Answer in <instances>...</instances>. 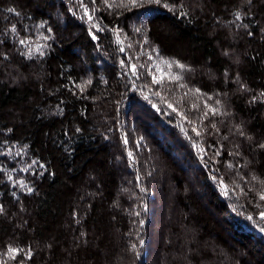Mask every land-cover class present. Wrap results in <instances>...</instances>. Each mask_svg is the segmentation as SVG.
<instances>
[{"label":"trees","instance_id":"16d2710c","mask_svg":"<svg viewBox=\"0 0 264 264\" xmlns=\"http://www.w3.org/2000/svg\"><path fill=\"white\" fill-rule=\"evenodd\" d=\"M262 196L264 0H0V264H264Z\"/></svg>","mask_w":264,"mask_h":264},{"label":"rangeland","instance_id":"374dc122","mask_svg":"<svg viewBox=\"0 0 264 264\" xmlns=\"http://www.w3.org/2000/svg\"><path fill=\"white\" fill-rule=\"evenodd\" d=\"M34 1H39V0H34ZM24 43L28 46H31V45H35L32 41H29V39L25 40ZM42 44H36V46H39V51L42 50V47H41ZM157 55L153 56L154 61H153V58H152V64L154 63V65L156 66V69L157 71L159 72V77H166L167 76H170V77H177V75L179 74V72L184 69L185 67L178 61H175V60H171V59H168L166 57H162L160 56L159 60L158 58L156 57ZM181 65L183 67H181ZM160 174V173H159ZM187 175L189 176V174L187 173ZM191 180H193V178H195L194 176H191L189 177ZM160 179V180H159ZM173 178L171 177H166V178H162L161 176L158 177V183L157 185L160 186V184H172ZM196 186H198V188L203 191V183L202 182H195ZM176 197L174 194H170L169 197H165L164 200L162 201V203H159V204H156V215H157V218H156V221H155V224L153 226V229L155 231H157V235H160L159 233L161 232V235L164 237V239H166V241L163 243V241H161L159 244L160 246L157 247V245L155 244V242L153 244H151V246L153 247L154 245V248H153V252L158 249V248H164V255L163 256H167V253L169 251V248H170V245H169V241H167V230L170 228V226L172 224H176L179 222V214L177 215L176 213V209H174V207H176ZM163 208V210H162ZM159 210V212H158ZM168 222V224H167ZM118 226L119 224H114V226L112 225L113 227V230L112 233H116L115 231L118 229ZM163 240V239H162ZM188 243V241H186ZM71 246V245H69ZM157 247V248H156ZM245 251L244 248H242V252ZM241 252V253H242ZM244 254V253H242ZM154 255V254H153Z\"/></svg>","mask_w":264,"mask_h":264},{"label":"snow or ice","instance_id":"6c2138e0","mask_svg":"<svg viewBox=\"0 0 264 264\" xmlns=\"http://www.w3.org/2000/svg\"><path fill=\"white\" fill-rule=\"evenodd\" d=\"M129 2H130L132 5H135V4L137 3V0H129ZM156 2L159 3V0H156ZM20 42H21V43H24L23 40L20 41ZM181 67H183V66L181 65ZM133 70H135V69L133 68ZM157 82H159V81H157ZM261 198L264 199V196H262ZM261 215H262V218H264V213H262ZM11 251H12V252H17L18 250H17V249H12Z\"/></svg>","mask_w":264,"mask_h":264}]
</instances>
